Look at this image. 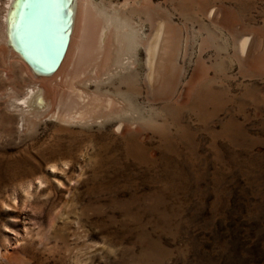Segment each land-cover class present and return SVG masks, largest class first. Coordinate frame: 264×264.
<instances>
[{"label": "rangeland", "instance_id": "rangeland-1", "mask_svg": "<svg viewBox=\"0 0 264 264\" xmlns=\"http://www.w3.org/2000/svg\"><path fill=\"white\" fill-rule=\"evenodd\" d=\"M91 3L141 42L112 22L109 64L66 65L53 101L23 105L40 83L0 55V264H264V0ZM70 85L99 98L90 120L62 119Z\"/></svg>", "mask_w": 264, "mask_h": 264}, {"label": "bare ground", "instance_id": "bare-ground-1", "mask_svg": "<svg viewBox=\"0 0 264 264\" xmlns=\"http://www.w3.org/2000/svg\"><path fill=\"white\" fill-rule=\"evenodd\" d=\"M96 9L92 5L91 0H5L4 4H1L0 0V55H7V53L11 54L13 59L22 64L24 68L28 72H31L40 83L38 87L32 85V87H29V89L25 92L22 103L27 108L35 107L40 102L44 104L56 97L57 92L51 89L53 88V86L49 87V80L54 79L60 72H63L66 65L69 70H66V67L64 71L66 73V76H70L69 80L72 81V79H75L86 72L85 70L87 69V67L91 66H89V64L93 65V62L95 61V58H97V56V59H99V54L101 55L104 51H107V45H110L109 35L111 34L110 32V34L108 35V31L112 29L111 26H115L112 25V22L114 24L117 23L116 25L119 33L123 32L121 33V35H123L122 44L124 42L129 51L133 49L139 43V41L141 42V40L138 41V36L133 31L134 29L132 30L129 22L118 20L119 18L115 17L114 19L103 18L104 22L101 23L100 20H102L101 18L103 14L102 12H97ZM114 20H116L117 22H114ZM156 27L157 28L156 30L154 29L155 33L151 38V41L145 47V64L147 67L146 78L149 84H154L157 82V80L159 79L158 77H160L159 72L162 66L161 64L165 60V58L163 60V57L165 55L164 51L162 50V43L166 35V31L164 28L165 25L159 24ZM119 38H117V40ZM247 39L248 38H244L241 43H239V48L242 51L241 53L246 52V47L248 46ZM124 44L122 45L123 47ZM111 46L114 50L113 45ZM143 46H145V44H143ZM109 51L110 50H108L107 54H103V67H106V65L109 64L107 58ZM121 51L123 50L121 49ZM118 53H120V51ZM173 53L175 54V51ZM170 54L172 53L170 52ZM95 66V69H99ZM83 76H85V74H83ZM67 79L68 78L66 77V81H64L62 78L64 82L68 83L69 81L67 82ZM68 89L70 91L68 93L66 92V94L64 95L65 97L60 96L57 101V106H60L63 109V116L61 115L62 119H66L68 121L72 120L73 116L71 114L74 111L76 114L78 113V120L87 119L88 115L92 111L93 113L97 112V110L94 111V109L97 108L96 106L98 104L100 105L99 98L93 97L88 102V99L85 98L83 94L80 93V91L74 90L71 85L68 86ZM86 95L87 94H85V96ZM88 96L90 97V95ZM85 99L87 100L85 101ZM107 101L110 102L109 99ZM114 104L112 105L114 106ZM125 107L123 109H125ZM57 108H55L56 111ZM109 110L110 109H108V112ZM120 114H118V116ZM92 116L94 115L92 114ZM77 119L75 118V120ZM22 124H24V121ZM121 124L122 123L120 122V125ZM14 222L18 221L14 220Z\"/></svg>", "mask_w": 264, "mask_h": 264}]
</instances>
